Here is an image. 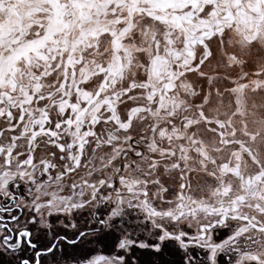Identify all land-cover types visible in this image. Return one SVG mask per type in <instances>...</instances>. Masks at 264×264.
Instances as JSON below:
<instances>
[{
	"label": "snow or ice",
	"instance_id": "snow-or-ice-1",
	"mask_svg": "<svg viewBox=\"0 0 264 264\" xmlns=\"http://www.w3.org/2000/svg\"><path fill=\"white\" fill-rule=\"evenodd\" d=\"M0 264H264V0H0Z\"/></svg>",
	"mask_w": 264,
	"mask_h": 264
}]
</instances>
